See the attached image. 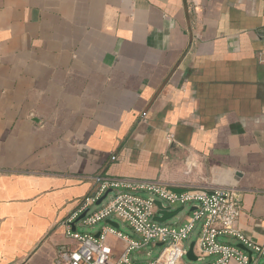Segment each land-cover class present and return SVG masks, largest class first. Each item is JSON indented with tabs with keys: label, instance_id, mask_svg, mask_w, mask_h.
Masks as SVG:
<instances>
[{
	"label": "crops",
	"instance_id": "1",
	"mask_svg": "<svg viewBox=\"0 0 264 264\" xmlns=\"http://www.w3.org/2000/svg\"><path fill=\"white\" fill-rule=\"evenodd\" d=\"M100 176L234 185L264 246V0H0V264L75 246Z\"/></svg>",
	"mask_w": 264,
	"mask_h": 264
},
{
	"label": "built area",
	"instance_id": "2",
	"mask_svg": "<svg viewBox=\"0 0 264 264\" xmlns=\"http://www.w3.org/2000/svg\"><path fill=\"white\" fill-rule=\"evenodd\" d=\"M146 116V113H143ZM169 142L174 135H168ZM99 188L86 197L82 206L65 221L66 235L76 245L62 246L52 264H185L191 236L196 237L193 247L197 260L209 258L208 264H261L264 246L253 242L238 226L243 214L240 193L234 185H222L212 189L193 188L175 192L160 180L138 178H97ZM108 190V196L100 205L97 201ZM143 193L150 194L144 196ZM162 208L192 205L181 224L159 222L156 216ZM96 208L93 210V206ZM85 215L77 222L81 215ZM119 217L138 237H132L114 227L102 229L99 234L82 233L76 224L95 225L99 221ZM112 233L126 243L123 252L113 260V248L107 242ZM232 238L244 245H233L224 239ZM161 245L162 251L155 261L138 263L133 260L134 251L149 245ZM112 262V263H111Z\"/></svg>",
	"mask_w": 264,
	"mask_h": 264
},
{
	"label": "rangeland",
	"instance_id": "3",
	"mask_svg": "<svg viewBox=\"0 0 264 264\" xmlns=\"http://www.w3.org/2000/svg\"><path fill=\"white\" fill-rule=\"evenodd\" d=\"M144 196H149L148 193H143ZM192 205L190 203L186 204L184 209L174 218L168 220L166 223L170 225H176L183 217L188 213V211L191 209ZM93 210L96 208V205H94ZM177 208V207H176ZM109 220H113L120 224V230L125 233L129 234L131 236L138 237V235L134 232V230L125 222L122 221L119 217L113 216L112 218H108ZM104 219L102 221H99L95 225H85L82 223H78L77 230L82 233H93L95 234L97 231H99L103 226L107 224V220ZM196 237L191 236L189 239V245L194 242ZM163 246L161 245H153L149 244L140 250L134 251L132 254L133 260L138 263H147L155 261L156 258L159 256L160 252L162 251ZM261 264H264V257L260 259ZM183 261L185 264H207L209 261V258L205 260H192L187 255L184 256Z\"/></svg>",
	"mask_w": 264,
	"mask_h": 264
},
{
	"label": "water",
	"instance_id": "4",
	"mask_svg": "<svg viewBox=\"0 0 264 264\" xmlns=\"http://www.w3.org/2000/svg\"><path fill=\"white\" fill-rule=\"evenodd\" d=\"M173 190L175 192H183L186 189H182V188H173ZM111 190H108L104 193V195L97 201L96 205H100L102 203V201L108 196L109 192ZM159 206L161 207L159 214L156 216V220L159 222H167L168 220L174 218L175 216H177L183 209L184 207H177V208H162L161 202H158ZM85 215V213H83L81 215V217L77 220V222ZM109 221V220H108ZM111 222V221H110ZM195 245V242H192L190 244V248L189 251L187 253V256L192 259V260H197V256L194 254L193 251V247ZM240 247H242L245 250H248L249 254H251V250L247 249L244 245H239Z\"/></svg>",
	"mask_w": 264,
	"mask_h": 264
}]
</instances>
